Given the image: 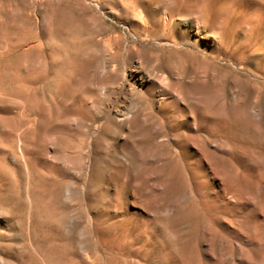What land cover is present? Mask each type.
Masks as SVG:
<instances>
[{
  "label": "rangeland",
  "instance_id": "1",
  "mask_svg": "<svg viewBox=\"0 0 264 264\" xmlns=\"http://www.w3.org/2000/svg\"><path fill=\"white\" fill-rule=\"evenodd\" d=\"M56 1L62 9L55 22L62 20L69 39L77 46H66L68 55L60 56L53 51L57 57L53 59L60 60L63 66L56 79L61 87L59 95L54 97L58 109L53 108L43 119L37 117L20 129V141L15 135L9 148L12 167L7 200L10 204L4 203L5 184L0 182V203L4 204L0 208L7 207L10 212L2 213L1 208L0 215L9 219L10 224L3 219L0 221V264H264V150H257L256 146L238 149L233 178H229L228 165L222 156L203 157L201 163L205 167L195 181V189L178 194L177 201L183 205L179 215L171 206L164 208L167 196L158 194L171 191L165 190L163 185L159 184L155 191L139 192L136 188L144 185L142 179L118 170L119 163L127 164L122 143L130 123L124 120V125L118 127L120 121L115 110L129 101L128 90L139 86L132 83L139 50L151 45V41L131 29L142 20L148 21L147 0H120L127 8L124 13L121 6L114 5L115 0ZM228 1L233 6L226 14V24L231 23L228 28L233 30L234 37L244 38L251 45L258 43L257 48H263L264 2ZM0 8L6 11L4 17H0L3 21L0 22V45L5 44L8 23L17 27L24 24L23 15L30 17L37 31L46 26L44 5H39L38 0H0ZM224 17L221 15L217 22L221 23ZM10 32V38L15 39L17 33ZM231 34L227 36L229 40ZM110 36L118 37L121 43L120 73L115 82L119 88L110 83L103 102H93L91 110L98 122L91 126L70 112L72 103L66 100L73 88L74 96L83 97L82 90L88 82L86 67L82 63H71L70 58L72 50H77L85 57L95 55L99 62L104 61L109 57L106 38ZM210 37L204 33L199 40L207 43ZM131 48L134 52L129 56ZM44 50L48 56L52 51L49 46ZM7 61L6 51L0 53V116L4 114L2 107L7 101V105L12 103L10 114L13 119L16 116L14 121L17 122L20 96L16 89L10 88L14 84L10 80L14 64ZM211 71L219 74L217 68ZM223 96V91L216 92V97ZM253 98L264 121V99L254 95ZM104 126L106 135L101 134ZM8 128V124L0 122V132ZM86 128H90L89 132ZM65 135L68 141L64 140ZM82 137L86 138L85 143H81ZM261 143L264 144V137ZM7 146L0 137V161ZM188 148L190 152L196 151L194 145ZM219 151L225 153L228 147ZM156 177L151 174L147 182L154 184ZM228 180L230 190L226 194L218 192ZM32 193L43 196V202L35 208L30 203L31 197L27 196ZM200 196L211 203V222L201 224L197 220L203 211L201 208H208L206 205L195 210L191 205V197L199 199ZM189 212L194 216L188 215ZM184 231L188 235H183ZM194 239L198 252L189 254L187 248H191Z\"/></svg>",
  "mask_w": 264,
  "mask_h": 264
},
{
  "label": "bare ground",
  "instance_id": "2",
  "mask_svg": "<svg viewBox=\"0 0 264 264\" xmlns=\"http://www.w3.org/2000/svg\"><path fill=\"white\" fill-rule=\"evenodd\" d=\"M38 4L44 5L46 26L37 31L32 26L30 17L23 15L24 24L17 27L8 23L5 44L0 45V53L6 51L7 62L14 64L10 77L14 84L10 88L16 89L20 96L19 110L17 109L19 120L14 121L16 116L13 119L10 114L12 103L7 105V101L6 106L2 107L4 114L0 116V122L9 125L7 131L0 132V137L8 145V149L2 151L0 161V182L5 184L4 203L7 205L10 204L8 194L11 191L9 181L12 167L9 148L15 135L20 141V129L37 117L43 119L46 113L59 107L54 97L60 93V82L57 83L56 79L63 66L60 60L55 62L53 58L56 54L68 55L66 46H77L69 39V32L64 28L62 20L55 22L56 15L62 9L60 3L56 0H38ZM114 5L121 6L123 13L127 11L120 0H115ZM231 5L228 0H147L145 7L150 11L148 21L142 20L131 28L146 41H151V45L139 50V63L135 67L132 82L139 86L129 89V101L115 110L116 118L120 121L118 127L124 125V120L130 123L122 143V147L126 148L127 164L119 163L118 170L122 174H134L136 178L142 179L144 185L136 188L139 192L145 189L155 191L159 184L163 185L165 190L171 191L158 194L161 197L167 196L163 202L166 205L164 208L171 206L178 211V215L183 210V205L177 201L178 194L195 189V181L205 167L201 163L203 157L222 156L228 165L229 178H233L236 176L237 166L234 161L239 158L238 149L256 146L257 150H264V144L261 143L264 121L260 119L261 113L256 109V100L253 98L254 95L264 99V47L258 49V43L251 45L244 38L234 37L235 33L228 28L231 23L226 24V14ZM1 9L0 17L6 12ZM221 15L226 16L218 23L217 19ZM10 30L17 33L15 39L10 38ZM204 33L211 36L207 43L199 40V36ZM230 34L231 40L227 37ZM106 43L109 57L104 58V61L102 59L99 62L95 55L85 57L77 50H72V59L70 58L71 63H82L86 67L88 82L82 88L83 97L74 96L76 90L73 88L66 100L72 103L70 112L85 119L91 126L98 122L91 110L93 102H103L106 87L110 83L117 87L115 82L120 73V40L116 36H110L106 38ZM47 46L52 50L49 56L44 50ZM133 48L128 50L129 56H132ZM216 68L219 74L211 71ZM219 90L224 93L222 98L216 97ZM109 118L108 122H111ZM89 130L90 128L87 129L88 132ZM107 133V127L104 126L101 134ZM27 135L28 131L24 133L25 138ZM85 139L82 137L81 143H85ZM64 140H69L66 135ZM259 140L260 146L257 143ZM192 145L196 147L195 152H190L188 148ZM223 147H228V151L221 154L222 151L219 150ZM151 174L157 176L152 185L147 182ZM231 182L228 180V183H223L218 192L226 194ZM27 196L31 197L29 200L34 208L43 202L42 194L32 193ZM193 197L190 204L195 210L206 205L208 207L201 208L203 211L200 210L202 212L201 215L198 214L200 218L197 220L201 224L211 222V203L202 196L199 199ZM0 205L4 206L3 203ZM1 208L2 213L10 212L7 207L5 210L4 207ZM190 212L188 215L194 216ZM4 217L0 215V221L3 219L4 223H9L10 220ZM186 233L184 231L182 234ZM197 244L194 239L191 248H187L189 254L198 252Z\"/></svg>",
  "mask_w": 264,
  "mask_h": 264
}]
</instances>
